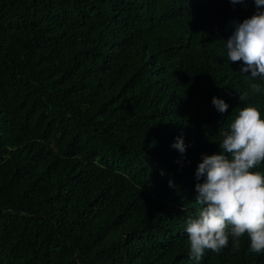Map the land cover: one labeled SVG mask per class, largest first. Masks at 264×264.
Segmentation results:
<instances>
[{
	"label": "trees",
	"instance_id": "16d2710c",
	"mask_svg": "<svg viewBox=\"0 0 264 264\" xmlns=\"http://www.w3.org/2000/svg\"><path fill=\"white\" fill-rule=\"evenodd\" d=\"M244 4L0 0V264H197L185 221L202 154L241 108L264 118V80L241 101L253 81L224 43ZM198 264L264 254L245 235Z\"/></svg>",
	"mask_w": 264,
	"mask_h": 264
},
{
	"label": "clouds",
	"instance_id": "9594fccd",
	"mask_svg": "<svg viewBox=\"0 0 264 264\" xmlns=\"http://www.w3.org/2000/svg\"><path fill=\"white\" fill-rule=\"evenodd\" d=\"M230 2L245 5V0ZM254 4L255 13L242 22L233 21L234 31L224 42L228 60L243 61L240 72L253 81L249 92L239 96L241 101L250 93H260L262 85L255 81L264 80V0H254ZM212 105L219 113H226L229 108L223 99L215 96ZM219 135L221 151L202 154V162L195 171L194 200L200 208L185 221L189 255L197 264L205 250L220 253L230 240L233 249H238L245 235L249 250L264 254V173L254 171L264 164L261 111L256 107L241 108L228 129ZM171 147L183 156L188 145L181 135ZM174 186L169 180V187Z\"/></svg>",
	"mask_w": 264,
	"mask_h": 264
}]
</instances>
